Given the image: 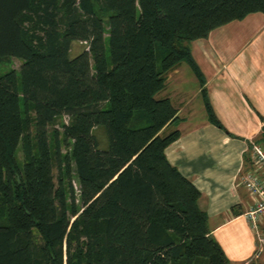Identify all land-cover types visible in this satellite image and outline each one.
I'll return each instance as SVG.
<instances>
[{"label":"trees","instance_id":"1","mask_svg":"<svg viewBox=\"0 0 264 264\" xmlns=\"http://www.w3.org/2000/svg\"><path fill=\"white\" fill-rule=\"evenodd\" d=\"M256 12L264 0H0V66L20 62L0 72V264H230L166 158L180 133L156 94L180 62L204 86L190 43Z\"/></svg>","mask_w":264,"mask_h":264},{"label":"crops","instance_id":"2","mask_svg":"<svg viewBox=\"0 0 264 264\" xmlns=\"http://www.w3.org/2000/svg\"><path fill=\"white\" fill-rule=\"evenodd\" d=\"M190 49L205 84L186 62L166 72L162 98L170 100L176 119L163 132L180 133L165 148L166 158L200 191L199 207L229 263L264 264V251L254 255L257 234L246 217L255 196L244 185L264 123V14L218 27ZM202 88L227 131L209 123ZM257 229L264 231V212Z\"/></svg>","mask_w":264,"mask_h":264},{"label":"built area","instance_id":"3","mask_svg":"<svg viewBox=\"0 0 264 264\" xmlns=\"http://www.w3.org/2000/svg\"><path fill=\"white\" fill-rule=\"evenodd\" d=\"M251 159L254 169L246 173L244 185L255 196V204L246 213V217L257 234L254 255L259 256L264 251V231L259 232L257 229L258 220L264 212V147L254 144L251 148Z\"/></svg>","mask_w":264,"mask_h":264},{"label":"rangeland","instance_id":"4","mask_svg":"<svg viewBox=\"0 0 264 264\" xmlns=\"http://www.w3.org/2000/svg\"><path fill=\"white\" fill-rule=\"evenodd\" d=\"M84 46H85V44L82 42L73 41L71 44L70 51H69V56L74 57L75 55H77L78 53H80L83 50ZM19 65H20V62L18 60L12 59L10 61V63L3 65V66H0V72L3 70H6L8 68L17 69L19 67ZM158 66H159V62H158ZM162 97H164V89L156 94V98H162ZM62 120H64V119L62 118ZM94 133L96 134V136L98 138L100 149H106L107 148V136H106V132H105L104 127L103 126L96 127L94 129ZM21 158H22L21 150H18L17 159H18V162L20 163V165L22 164ZM253 169H254V167H253ZM249 171H251V170H249ZM55 172L56 171L54 170V173ZM74 187H77V182H75V181H74Z\"/></svg>","mask_w":264,"mask_h":264}]
</instances>
